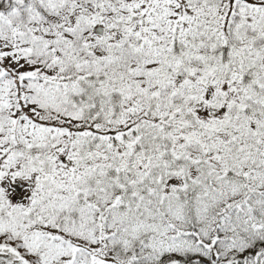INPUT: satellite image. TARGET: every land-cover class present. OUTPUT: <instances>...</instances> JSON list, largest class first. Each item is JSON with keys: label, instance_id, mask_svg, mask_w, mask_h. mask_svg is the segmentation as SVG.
<instances>
[{"label": "snow or ice", "instance_id": "snow-or-ice-1", "mask_svg": "<svg viewBox=\"0 0 264 264\" xmlns=\"http://www.w3.org/2000/svg\"><path fill=\"white\" fill-rule=\"evenodd\" d=\"M0 264H264V0H0Z\"/></svg>", "mask_w": 264, "mask_h": 264}]
</instances>
